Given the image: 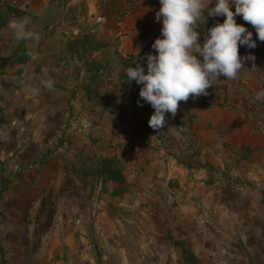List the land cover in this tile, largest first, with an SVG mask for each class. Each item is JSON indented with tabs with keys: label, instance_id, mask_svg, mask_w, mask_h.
Instances as JSON below:
<instances>
[{
	"label": "crops",
	"instance_id": "1",
	"mask_svg": "<svg viewBox=\"0 0 264 264\" xmlns=\"http://www.w3.org/2000/svg\"><path fill=\"white\" fill-rule=\"evenodd\" d=\"M18 1L24 5L0 4L1 158L18 175L24 199L17 211L35 201L46 258L70 264L69 256L91 260L103 252L106 264H154L171 252L185 264L188 197L199 188L223 192L211 180L229 155L237 163L230 190L236 205L253 209L264 198V106L256 102L264 42L256 34L255 48L238 47L241 57L255 60L243 61L236 79L220 77L206 89L211 107L204 95L190 97L154 131L148 126L154 109L139 97L142 85L126 82L125 74L136 63L146 74V55L156 54L151 45L162 38L149 0H108L103 7L97 0ZM129 5V16L118 19ZM204 15L195 29L201 45L218 18ZM24 17L33 36L18 41L8 24ZM49 79L51 89L42 83ZM80 121L89 128L79 129ZM207 202L205 208L223 205ZM248 232L254 239L253 228Z\"/></svg>",
	"mask_w": 264,
	"mask_h": 264
},
{
	"label": "clouds",
	"instance_id": "2",
	"mask_svg": "<svg viewBox=\"0 0 264 264\" xmlns=\"http://www.w3.org/2000/svg\"><path fill=\"white\" fill-rule=\"evenodd\" d=\"M159 4L155 20L161 23L162 38L151 45L156 54L146 55V74L138 63L125 69L126 82L134 80L142 85L139 97L154 109L148 120L154 131L167 125L166 114L176 115L180 102L208 95L206 89L212 87L213 80H234L245 70L243 61L255 60L251 54H238L239 46L253 49L256 42L251 32L236 23V16L253 26L257 39L264 42V0H214L211 8L213 0H159ZM233 7L234 12L230 10ZM205 12L208 17L223 16L224 20L204 33L201 45L195 29L201 18L205 22ZM29 23L24 17L10 21L8 28L16 40H26L33 36ZM42 83L51 89L54 81ZM137 104L143 106L139 100Z\"/></svg>",
	"mask_w": 264,
	"mask_h": 264
},
{
	"label": "rangeland",
	"instance_id": "3",
	"mask_svg": "<svg viewBox=\"0 0 264 264\" xmlns=\"http://www.w3.org/2000/svg\"><path fill=\"white\" fill-rule=\"evenodd\" d=\"M260 100L256 99V102L264 106V99ZM1 149L0 141V264H56L58 258H46L41 251L45 226L34 221L35 213L32 209L35 201L25 200L22 213L15 207L18 201L22 205V189L17 185L18 175L12 174L6 158H1ZM225 156L224 151V155L220 157ZM228 159L230 161L223 168L214 170L211 180L212 185L224 189L223 192L212 189L205 194L199 188L188 197L193 203V209L188 211L192 213V223L186 237L189 242H184V249L197 253L205 260V264H264V198L255 199L253 209L246 208V203L242 207L236 205L235 195L230 190L231 185H234L231 171L236 170L237 163L231 161L230 155ZM242 197L245 199V195ZM166 198L172 204L171 207H175L176 197L170 194ZM211 201L222 202L223 205L207 208L203 206L205 202ZM236 219L239 222L236 223ZM258 222L259 225H256ZM251 228L254 230V239L247 233ZM99 250L102 251L100 248ZM102 253L95 254L91 260L81 255L82 253L77 257L69 256L68 260L70 264H106L108 258L106 253ZM171 255L169 252L166 259L157 258L153 262L179 264L178 255ZM184 263L189 264V261L184 259Z\"/></svg>",
	"mask_w": 264,
	"mask_h": 264
},
{
	"label": "built area",
	"instance_id": "4",
	"mask_svg": "<svg viewBox=\"0 0 264 264\" xmlns=\"http://www.w3.org/2000/svg\"><path fill=\"white\" fill-rule=\"evenodd\" d=\"M154 6H153V13L154 15L156 14L157 11H159V8L160 7H157V3H159V0H149ZM108 0H97V5L98 7H103L107 4ZM0 4H7V5H10V6H20V5H24V1L22 2H19L18 0H0ZM133 10V5H129L126 9H124L123 11L120 12V14L118 15V19L120 18H125L127 16H129V14L132 12ZM98 20H101L100 18H98ZM110 85V79L107 78L106 79V87H109ZM257 97L262 99L264 96L261 95V94H264V84H262L258 91H257ZM204 104L205 106L207 107H211L212 106V97H211V94L208 93V95L204 96ZM79 129H82V130H86L89 128V124L86 123L85 121H80L78 123V126H77Z\"/></svg>",
	"mask_w": 264,
	"mask_h": 264
},
{
	"label": "trees",
	"instance_id": "5",
	"mask_svg": "<svg viewBox=\"0 0 264 264\" xmlns=\"http://www.w3.org/2000/svg\"><path fill=\"white\" fill-rule=\"evenodd\" d=\"M230 10H232L233 12L235 11L234 7L231 8ZM224 17L220 16L216 19V23H223ZM236 23L239 25L244 26L249 32L256 34L255 29L253 28V26H251L250 24L246 23L245 21H243V19L240 16H236L235 17ZM186 256L184 257V259L186 260V262L189 261V264H196V258L191 255L190 253L186 252L185 254Z\"/></svg>",
	"mask_w": 264,
	"mask_h": 264
}]
</instances>
